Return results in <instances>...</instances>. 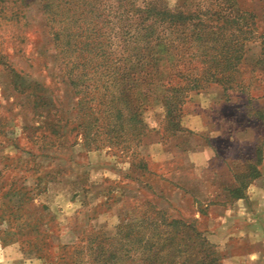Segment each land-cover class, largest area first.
Here are the masks:
<instances>
[{
	"label": "rangeland",
	"instance_id": "obj_1",
	"mask_svg": "<svg viewBox=\"0 0 264 264\" xmlns=\"http://www.w3.org/2000/svg\"><path fill=\"white\" fill-rule=\"evenodd\" d=\"M196 1L202 8L222 2ZM177 2L166 1L170 8ZM232 2L242 12L227 17L226 32L249 39L231 88L211 83L176 105L174 98L164 99V86L155 95L149 84L134 83L127 101L118 103L125 120L109 134L93 125L89 144L79 123L84 111L110 102L107 94L116 83L109 75L116 57L134 51L138 36L132 37L131 23L143 0H105L95 10L99 38L112 53L109 69L87 65L77 86L62 62L70 61L69 72L75 53L54 47L43 1L0 6V45L21 73L0 67V264H92L99 245H127L130 231L146 226L150 234L155 227L144 216H155L157 209L197 218L223 264H264V194L250 202L251 218L231 202L233 188L243 180L250 186L252 179L244 176L250 165L264 173V0ZM190 51H202L197 39ZM193 63L202 65L197 57ZM82 71L76 68L71 78ZM168 103L181 109L176 134L165 128ZM130 111L138 113L136 135L127 121ZM51 114L57 118L49 123ZM137 251L122 255V263L138 264Z\"/></svg>",
	"mask_w": 264,
	"mask_h": 264
},
{
	"label": "trees",
	"instance_id": "obj_2",
	"mask_svg": "<svg viewBox=\"0 0 264 264\" xmlns=\"http://www.w3.org/2000/svg\"><path fill=\"white\" fill-rule=\"evenodd\" d=\"M42 1L47 22L54 34V47L58 53L65 54L68 50L75 53L73 59L75 62L73 66L70 65L69 72L66 66L70 61L62 58L65 66L63 73L68 75L70 81L76 86L80 81H84L83 74L86 73L87 65L97 69L101 66L103 69L108 68L112 53L104 48V43L99 38L101 28L94 19L95 10L105 5V0ZM166 1L143 0V7H138V16L131 23L132 29L136 30L132 37L138 36L135 39L137 43L133 46L134 51L131 54L116 57V68L109 75L116 86L113 90L107 88L109 94L106 93L110 97V102L104 108L97 111L95 109L97 113L102 112L103 116H93L91 120L90 117L86 118L85 114L91 116L95 112L86 110L83 113V121L79 123L84 127L87 144L91 138L89 132L93 125H98L96 130L99 132L106 134L116 132L117 125L125 120L118 103L127 101L125 96H128V92L136 83L149 84L148 92L155 95L158 94L159 88L164 86L167 96L164 99L170 101L168 97L174 98L176 105H181L192 90L200 91L211 83L221 84L224 90H227L237 80L236 72L242 55L240 52L245 40L249 38L226 32V24L229 21L227 17L230 18L231 15H233L231 18L237 17L242 12L236 2L222 0L216 7L202 8L195 0H178L175 8H170ZM24 4L25 0L14 2L0 0L3 9ZM126 5L130 6L131 3ZM131 11L125 9V13ZM13 12L12 10L11 13ZM208 20H214L215 23L211 24ZM250 23L252 22H245L246 26ZM129 33L127 30L126 34ZM196 39L202 48L200 53L190 51ZM132 42L133 39L124 43V51ZM10 57V53L5 51V45L1 44L0 67L9 68L15 76H19L21 73L11 65ZM195 57L202 63L201 66L193 63ZM80 66L83 70L82 76L77 79L71 78V74ZM100 86L103 87L99 84ZM87 102L82 98L83 105ZM175 106L169 103L167 105L165 128L170 130L171 134L182 130L180 120L176 119L181 109ZM137 114V111H130L127 117L133 129L132 134L135 135L139 134L134 132L136 125H133L138 119ZM51 115L53 117H49V123L57 118L54 114ZM100 119L104 121L101 124ZM137 143H140L139 139ZM261 158L262 156H259V161ZM142 160L144 162V158ZM250 168L251 171L244 176L253 179L260 175L261 171L256 164L250 165ZM249 182L250 180H243L240 185L233 188L234 197H243ZM144 219L151 221L150 225L155 227L150 234L144 231L150 229L146 226L143 230H131V238L126 241L127 245L112 247L113 249L99 245L93 254L92 264H124L122 255L126 253L131 255L132 249L133 252L138 250L137 252L142 254L138 264H223L222 255L199 228L197 218L176 216L166 210L157 209L155 216H144ZM74 252L78 254V251Z\"/></svg>",
	"mask_w": 264,
	"mask_h": 264
},
{
	"label": "crops",
	"instance_id": "obj_3",
	"mask_svg": "<svg viewBox=\"0 0 264 264\" xmlns=\"http://www.w3.org/2000/svg\"><path fill=\"white\" fill-rule=\"evenodd\" d=\"M263 160V159H262ZM261 171V168L259 169ZM264 181V173H260V175H258L256 178H253L251 181L250 186H248V190L246 191V193L244 194L243 197H239V198H231L233 202V204H239L240 206V212H243L245 214V216L251 218L250 213L252 211V207L250 205V202L257 200L259 196H261L260 194H264V186H262V183ZM251 187H253V189H251ZM264 198V195H263ZM234 199V200H233ZM242 213V214H243ZM257 255V254H256ZM254 254V256H256ZM234 258L239 260L241 259L240 256H234Z\"/></svg>",
	"mask_w": 264,
	"mask_h": 264
}]
</instances>
